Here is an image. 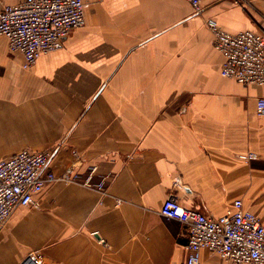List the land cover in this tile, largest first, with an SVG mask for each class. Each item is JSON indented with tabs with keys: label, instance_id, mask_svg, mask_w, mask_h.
<instances>
[{
	"label": "crops",
	"instance_id": "0c3cea01",
	"mask_svg": "<svg viewBox=\"0 0 264 264\" xmlns=\"http://www.w3.org/2000/svg\"><path fill=\"white\" fill-rule=\"evenodd\" d=\"M83 1L86 25L29 70L0 35V161L51 152L52 170L78 174L14 210L0 264H180L189 229L161 215L171 195L213 218L241 200L264 223V86L221 75L207 26L264 30V0H203L200 13L185 0Z\"/></svg>",
	"mask_w": 264,
	"mask_h": 264
},
{
	"label": "built area",
	"instance_id": "2783aa9c",
	"mask_svg": "<svg viewBox=\"0 0 264 264\" xmlns=\"http://www.w3.org/2000/svg\"><path fill=\"white\" fill-rule=\"evenodd\" d=\"M200 13L203 0H185ZM244 4L245 0H234ZM83 0H23L0 8V35L12 52L23 56V70L31 69L41 55L64 48L70 34L86 25ZM214 36V47L223 56L221 75L243 86H264V30L230 33L217 20H207ZM256 111L264 116V97L257 100ZM51 152L21 151L0 161V230L18 207L34 205V196L48 185L74 183L78 174L70 169H51ZM249 162L257 154L240 157ZM161 215L177 220L189 229L188 256L180 264H203L206 249L232 264H264V223L237 200L218 218L189 210L171 195L161 208ZM21 264H42L31 254Z\"/></svg>",
	"mask_w": 264,
	"mask_h": 264
}]
</instances>
